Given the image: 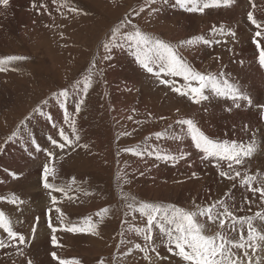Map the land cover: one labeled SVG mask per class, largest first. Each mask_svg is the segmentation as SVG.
I'll use <instances>...</instances> for the list:
<instances>
[{"label":"rangeland","instance_id":"obj_1","mask_svg":"<svg viewBox=\"0 0 264 264\" xmlns=\"http://www.w3.org/2000/svg\"><path fill=\"white\" fill-rule=\"evenodd\" d=\"M62 3L64 0L55 3L53 0H10L6 9L0 7V59L26 57L11 61L5 66L7 70L0 72V145H3L0 197L5 198L0 199V211L11 218L14 230L30 241L20 246L24 249L23 256L11 245L0 248V264H27L28 260L32 264H59L53 260L52 252L61 259L76 258L81 264H98L101 259L104 264H148L143 253L133 249L128 254L132 245L144 243L140 236L128 231L129 226L143 227L146 223L138 213L129 214L127 204L132 202L131 197L137 202L174 204L195 210L196 205L204 206L224 198V193L229 191L227 199L237 215H253L264 209L259 194L253 196L238 180L220 177L215 161L201 162L190 137L176 123L180 118H194L210 138L220 141L247 143L254 135L258 151L240 170L249 174L264 173L261 162L264 124L259 119L255 124L250 105L240 101L239 110L232 108L228 112L226 109L232 104L210 93H206L210 95L208 101L193 104L169 86L155 83L159 81L156 77H147L145 72L141 77L143 69L136 63L133 49L122 50L128 46L123 39L120 40L123 47H113L107 53L103 48L111 29L127 16L143 32L176 46L197 71L224 73L222 79L238 87L246 86L259 95L255 91L260 81L259 51L253 43L258 29L248 21L247 13L252 11L257 22L264 24V0H233L230 6L208 8L203 14L189 13L176 6L175 0H155L149 5L146 0H69L71 6L82 10L79 14L60 8ZM40 4L47 10L41 9ZM141 7L145 10L135 15ZM232 12L235 14L231 15ZM214 26L215 32L211 31ZM130 30V25L121 29L122 32ZM229 32H234L235 37ZM197 35L208 39L210 44L180 46V41ZM256 39L264 47V36ZM37 46L38 54L28 53V47L33 50ZM106 55L108 59H104ZM89 73L91 87L82 95L80 83ZM163 79L175 81L177 87L184 84L181 77ZM247 80H251L250 85ZM64 89L67 97L52 95ZM246 94L249 95L248 91ZM81 99L84 104L76 114L75 106ZM43 106L50 111L46 119L41 115L43 112H33L34 108ZM65 113L75 118L78 143L87 147L65 148L56 159V179L49 177V182L65 188L67 196L53 193L58 201L53 205L49 190L43 187L42 170L47 163L46 152L53 147L49 137L56 138L59 128L68 127ZM245 124L250 126L247 132L242 130ZM21 126H26V132L18 131ZM64 131L72 136L71 128ZM13 132L16 135L8 143ZM157 132L163 135L157 138ZM177 136L181 139H175ZM134 147L142 149L144 155L134 156L123 151ZM60 151L55 149L57 155ZM150 151L169 153L177 160L157 159L155 155H148ZM181 152L191 155L180 160ZM254 158L259 159L255 166ZM222 167L227 170L226 164ZM118 172L122 179H118ZM13 194L23 203H9ZM245 196L254 202L243 203ZM56 207L64 213L66 223L81 226L86 217L99 221L96 213L101 209L107 208L108 212L97 227V235L74 234L59 230ZM49 218L58 228L59 246L56 247L51 244ZM34 224L35 234L32 233ZM216 230L212 226L209 234ZM154 235L160 255L170 259L157 261L155 253H151L153 264H170V261L180 264L161 243L158 230ZM6 236L0 229V240H6ZM233 237L238 239L239 233Z\"/></svg>","mask_w":264,"mask_h":264},{"label":"snow or ice","instance_id":"obj_2","mask_svg":"<svg viewBox=\"0 0 264 264\" xmlns=\"http://www.w3.org/2000/svg\"><path fill=\"white\" fill-rule=\"evenodd\" d=\"M56 0H53L55 3ZM167 2V0H165ZM233 0H175V5L189 13L203 14L206 9L212 7H227L232 4ZM251 2V0H250ZM10 0H0V7L7 8ZM155 0H146V5L154 4ZM32 7L35 8L36 4L33 3ZM41 9L47 10L44 4H40ZM256 5L252 3V8ZM60 8H66L71 13L79 14L82 10L70 5L69 0H64ZM145 10L141 7L135 15H139ZM2 14V13H0ZM247 19L252 25L258 29L255 32L253 43L256 44L259 51V64L264 67V47L256 39V37L264 36V24L258 23L254 18L253 12L247 13ZM131 26V30L122 32L121 29ZM215 26L211 31L215 32ZM224 32V29H220ZM229 35L235 37L234 32H229ZM126 41L135 57V61L147 73L152 74L162 85L169 86L174 93L182 97H186L191 103L200 105L204 101L210 99L212 96L222 97L232 101V106L239 109L241 107L240 101H245L248 105H252L253 101L240 87L234 83H230L226 79H222L224 73H202L197 71L180 55L176 46L164 41L158 37L152 36L143 32L136 24L132 23L131 19L125 16L120 23L111 29V35L107 42L103 44L105 52H109L113 47H123L120 40ZM205 45L210 44L208 39L203 36H193L189 39L180 41V46H195L197 43ZM219 43V41H217ZM106 55L104 59H108ZM24 56H8L0 59V72L6 71V65L11 61L24 60ZM92 67H95L93 63ZM162 76L181 77L184 84L180 87L175 86V81L163 79ZM91 87V73L85 77L83 84V91L87 93ZM54 97H67L68 92L66 89L52 93ZM43 103H47L44 101ZM84 104V99H81L75 106V113L78 114L81 110V105ZM257 107L260 110V119L264 121V104H259ZM228 112L232 111V107L226 109ZM41 109L36 107L33 112H40ZM132 119V117H128ZM27 119V117L25 118ZM51 120V117L48 118ZM161 119H164L161 117ZM65 123L71 128L70 137L65 133L64 129L59 130L60 140L49 137L50 143L63 151L65 148L78 146L87 147V145L79 144L80 137L77 134L76 120L70 118L67 113L64 116ZM23 123V121H21ZM182 128L185 135L190 137L192 145L200 154L201 162L208 161L214 163L219 172V176L229 181H239V184L246 187L247 191L252 193L253 196L259 194L261 205H264V173L249 174L247 171L241 172L240 168L243 167L246 160L254 156L258 151L259 146L256 143L255 136L250 138L249 142H237L214 140L209 137L199 126L194 118H180L176 121ZM171 127V125H169ZM248 124L243 125L242 130L249 131ZM16 133L13 132L12 139ZM128 135V133H123ZM163 135L161 132L155 133L157 138ZM74 138V139H73ZM175 139H181L180 136ZM0 150H3V145H0ZM37 146V151H39ZM123 151L128 152L134 156H143L144 151L139 147L126 148ZM119 154V153H118ZM48 163H45L42 170L43 187L48 191L53 205L57 204V197L53 193H64L67 196V191L63 187H58L55 183L49 182V177L53 180L56 179V168L54 166L55 152L47 151ZM148 155H155L157 159L166 161H176L177 157L169 153H160L155 151L148 152ZM190 153L181 152L179 159L183 160L190 156ZM222 164L227 165V170H224ZM239 166V167H236ZM194 177L196 173L192 174ZM118 179H122L120 173H117ZM75 183V180H73ZM236 185L233 184V187ZM70 188V186H69ZM89 193H85L88 195ZM230 192L224 193V198L216 199L212 203L204 206L196 205L195 210H187L183 207H178L174 204H154L149 202H137L135 197H131L132 202L127 204L129 214L138 213L140 217L146 220L143 227L129 226L128 231L134 232L136 235L143 239V244L135 243L129 249L128 254H131L133 249L143 253V258L148 261V264H153V256L155 259L162 261L170 259L163 257L158 251L156 244L155 231L158 230L161 237V243L166 247L167 251L171 253L172 257L179 259L180 264H264V209L255 212L253 215H237L236 209L228 202ZM0 199H5L0 197ZM71 199V197H68ZM125 199H129L125 195ZM254 201L250 200L247 196L243 198V203L251 205ZM9 203L16 205L23 203L14 194L12 195ZM243 209H240L242 211ZM52 211L51 208L48 209ZM58 213L57 219L60 221L59 230L68 233H90L97 235V227L99 223L103 222V216L108 212V209H101L96 213L100 220L93 222L91 217H86L83 220V226L66 223V217L59 207L55 208ZM249 211L251 209L249 208ZM39 218H37L38 220ZM135 219V217H133ZM259 222V224L257 223ZM126 223V222H122ZM212 226H216L217 230L213 234L211 232ZM48 228L51 229V244L56 247L59 246L56 232L58 228L53 225L51 218H49ZM0 229L7 234L6 240H0V248L8 246L16 247L17 253L20 256L24 255V249L20 246L28 244L30 241L25 235L15 231L12 225L11 218L0 211ZM36 225L32 226V233L35 234ZM239 233V237L234 238V233ZM120 235L123 237L124 233ZM7 241V242H6ZM123 243V240H121ZM53 260H58L59 264H81L76 259H61L57 256L56 252H52ZM27 264H32L28 260ZM98 264H104L101 259ZM171 264V261H170Z\"/></svg>","mask_w":264,"mask_h":264},{"label":"crops","instance_id":"obj_3","mask_svg":"<svg viewBox=\"0 0 264 264\" xmlns=\"http://www.w3.org/2000/svg\"><path fill=\"white\" fill-rule=\"evenodd\" d=\"M122 50H125V51H129V50H131L130 49V47H129V45L127 46V47H123L122 48ZM185 59V58H184ZM186 60V59H185ZM143 72H145L144 70H142L141 72H140V76L141 77H143ZM145 73H147V72H145ZM147 77H155V76H153L152 74H149V73H147ZM176 78V77H171V76H162V78ZM149 78V79H150ZM179 78V77H178ZM158 80H155V83H157L158 84ZM155 83H153V84H155ZM83 84H84V81H81V83H80V86L82 87V95H83V93H84V91H83ZM81 95V96H82ZM81 98V97H80ZM45 105H47V104H45ZM48 106V105H47ZM40 112H43L41 115H43V117H44V119H46V117H48L49 115H50V111H46V109H45V106H43L42 108H41V111ZM28 126V125H27ZM68 127H69V125H68ZM67 126H64V127H61V128H63V129H65V128H68ZM51 128V127H50ZM61 128H59V130L61 129ZM70 128V127H69ZM26 130H27V128H26V126H21L20 128H19V130L18 131H23V132H26ZM33 139H36V138H33ZM32 139V140H33ZM54 139H56L57 141H59V142H61V140H60V136H58L57 135V137L56 138H54ZM32 140H31V142H32ZM12 141V139L8 142V143H10ZM55 147L53 146L52 147V149L51 150H49V151H53V152H55ZM60 154L59 155H57L56 154V152H55V154H56V156H55V160H54V162L53 163H55L56 162V159L60 156V155H62V153H63V151H60L59 152ZM59 162V161H58ZM47 163H48V157H47Z\"/></svg>","mask_w":264,"mask_h":264},{"label":"bare ground","instance_id":"obj_4","mask_svg":"<svg viewBox=\"0 0 264 264\" xmlns=\"http://www.w3.org/2000/svg\"><path fill=\"white\" fill-rule=\"evenodd\" d=\"M231 15H233V14H235V12H232V13H230ZM24 15V14H23ZM235 16V15H234ZM15 18H18V17H15ZM28 22V21H27ZM2 30V29H1ZM0 33H1V31H0ZM30 47H28V53L30 52V54H38V51H37V48H38V46L36 47V48H34L33 50H31V49H29ZM263 131H264V129H263ZM263 139H264V136L262 137ZM20 150V149H19ZM261 151H262V156H261V162H263L264 163V147L261 149ZM255 156V155H254ZM253 159V158H252ZM259 159L258 158H254V161H253V163H254V166L256 165L255 163L258 161ZM247 164V163H246ZM245 164V165H246ZM251 164V163H250ZM258 164H259V162H258ZM244 166V165H243ZM253 166V165H252ZM253 166V167H254ZM259 166V165H258ZM248 167V166H247ZM252 167V169H254ZM250 168H251V166H250ZM245 169V168H244ZM248 168H246V170H247ZM259 170V169H258ZM244 171V170H243ZM241 172H242V170H241ZM4 176H5V174H4ZM38 182V181H37Z\"/></svg>","mask_w":264,"mask_h":264}]
</instances>
